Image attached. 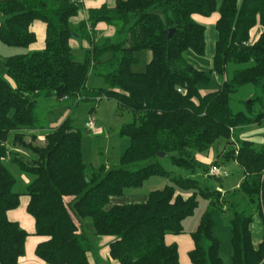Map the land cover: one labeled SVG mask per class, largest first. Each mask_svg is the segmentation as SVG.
Masks as SVG:
<instances>
[{"label":"trees","instance_id":"1","mask_svg":"<svg viewBox=\"0 0 264 264\" xmlns=\"http://www.w3.org/2000/svg\"><path fill=\"white\" fill-rule=\"evenodd\" d=\"M83 6V0H0L4 44L29 49L37 41L33 23L46 25L43 49L5 57L15 86L0 76V264H18L25 254L29 233L8 218L22 195L30 197L27 211L35 218V234L48 238L36 248L48 264H91L92 243L81 231L85 218H92L95 235L114 238L110 256L120 264H181L179 244L168 236L185 233L183 221L194 214L199 197L210 200V207L190 233L191 262L224 264L214 232L220 211L232 212V263L264 264V235L255 246L251 229L255 214L264 221V146L237 136L264 121V0H115L89 9L87 21L75 25ZM212 17L218 40L207 72L187 53L205 54L204 22ZM101 23L114 27V35L99 37ZM258 25L262 31L252 42ZM72 39L90 43L83 61L76 59ZM145 50L151 52L146 70L133 71ZM107 53L111 57L103 61ZM91 71L109 87L89 88ZM210 73L223 78L221 87L202 93ZM249 85L250 100L234 110V95ZM41 97L71 106L108 98L132 112L133 120L120 132L130 143L119 166L89 168L82 128L71 117L55 127L39 124ZM44 129L49 130L42 144H36L35 134L27 139L29 130ZM220 139L227 141L222 163L234 160L243 169L237 187L222 186V192L167 169V161L195 168ZM8 163L29 177L24 191L14 190L18 178ZM152 176L172 183L151 191L146 202L106 209L112 196L141 187Z\"/></svg>","mask_w":264,"mask_h":264},{"label":"rangeland","instance_id":"2","mask_svg":"<svg viewBox=\"0 0 264 264\" xmlns=\"http://www.w3.org/2000/svg\"><path fill=\"white\" fill-rule=\"evenodd\" d=\"M1 16V15H0ZM4 20V17L2 21ZM41 23V22H40ZM38 23V24H40ZM206 48L204 55H198L193 51L187 53L188 60L195 65L197 68L210 72L213 66V59L215 55L216 42L218 40V31L215 25V17L206 20ZM260 28L261 26H256ZM112 33L104 34L101 37H110L114 35ZM257 31H255L256 33ZM254 37L256 35L253 34ZM252 37L251 41L254 42L255 38ZM74 42V41H72ZM73 52L78 61H83L86 56V47L75 46L73 47ZM27 51H33L31 48H20L13 47L4 44L0 41V76L7 80L13 87L15 86L14 81L7 75L6 65L4 63L5 57L25 53ZM111 57L110 53L105 54L102 57L103 61L109 60ZM139 62L133 64L132 70L136 72H144L146 66L151 59V52L145 50L138 53ZM211 81L208 87H203L202 92H207L210 90H216L221 87L223 78L216 73H210ZM89 88H100L109 87L106 79L98 75L95 71H91L89 80ZM253 94V86H246L239 90L237 94L233 97V107L234 110H240L244 108V101H249ZM71 102L58 101L54 98L45 99L44 97L39 98L36 111L39 117V124L45 126H57L64 122L67 117H71L76 126L82 128L83 141H82V153L85 163L89 168L100 169L104 166L105 171L111 168H116L120 164V159L125 152L126 148L129 146L130 140L126 136L120 134L121 128L124 124L129 123L133 120L132 112L128 110L120 109L117 101L114 99L103 98L101 101H85L82 100L75 106H71ZM95 108L93 111L92 109ZM89 117H93L97 121V131H89L85 127V122ZM49 129L39 130L38 133L28 131V140H31L30 136L35 135H46ZM32 132V133H31ZM237 136L239 139H249L255 142L257 147L264 146V121L260 125H251L244 129L237 131ZM43 142L38 140L36 144L40 145ZM227 141L224 139L218 140L213 149L209 152L202 154L204 158H198L195 168H179L173 167L167 161V169L173 171L177 175H183L185 177L196 178L202 183L211 186L213 188H234L237 183H240L243 176V169L234 161L231 160L226 163H222L223 155L227 151ZM211 152L215 155L214 159L218 158V154L222 156L220 158L219 164L226 167L229 171L227 177H222L221 179L211 177L208 173V169L214 160L211 158ZM30 157L29 154H24ZM216 161V160H215ZM9 167L12 172L17 176L18 182L14 186L15 191L22 192L25 190L24 177L25 174H21L15 165L10 163ZM104 175V174H103ZM166 177L162 176H152L147 179L141 187L129 188L125 191L123 195L112 196L106 205V209H110L117 203L121 204H132V203H143L148 199V194L156 189H162L167 184H171ZM140 198H143L141 200ZM210 200L203 197H199V205L196 208L193 215L188 216L183 221L184 234L181 235H170L176 237L180 243V257L182 264H190L187 257V252L190 248V239L188 235L198 228L202 216L209 210ZM231 219L232 212H220L217 211L214 215L215 235L220 239L221 249L220 256L223 259L224 264L232 263V243H231ZM85 235L89 238L92 243V251L94 248H99L98 240L102 236L95 235V228L93 225L92 218H85L82 220ZM253 243L258 246L263 239L264 235V221L260 214H255L253 224L251 226ZM101 262L106 264L104 259ZM119 264V263H118Z\"/></svg>","mask_w":264,"mask_h":264},{"label":"crops","instance_id":"3","mask_svg":"<svg viewBox=\"0 0 264 264\" xmlns=\"http://www.w3.org/2000/svg\"><path fill=\"white\" fill-rule=\"evenodd\" d=\"M114 1L115 0H83V5H84L83 9L81 10V12L79 13V15L77 17L73 18V23L75 25H77L78 23H80L82 21H87L89 9L99 8L104 4L111 5L114 3ZM2 19H3V17L0 16V23H1ZM38 23H40V24H38ZM258 26H260V25H258ZM32 28L37 34V41L35 44L30 46L29 50L31 48L33 49V51L34 50H41L45 46L46 25L42 21H35L33 23ZM113 31H115L114 27L109 26L105 23H101L100 25H98V36L99 37L103 36L104 34L112 33ZM255 31H257V32L255 33ZM261 31H262V27H260V28L255 27L251 32V39H252V37H254L253 36V34H254V35H256V37H254L255 41H256L258 39V37L260 36ZM72 41H74V42H72ZM70 44L72 47H75V46L78 47L80 45L82 47H86V49L90 46V43L87 42L86 40L80 41V40L72 39L70 41ZM202 93H204V92H202ZM53 127H55V126H53ZM29 131H32L34 133H38L39 130H29ZM37 138H38V140L43 141L45 138V135H41V136L38 135ZM210 156L214 161L217 159H220L222 157L219 153L218 158L214 159L215 155L212 152H211ZM199 158L203 159L204 156L201 155V156H199ZM23 179H24V183H28L30 181L28 176H25ZM238 184L239 183H237L234 186V188L237 187ZM140 199L143 200V198H140ZM20 201L21 202H20V205L18 208H15V209L8 211V218L11 221L17 222L21 226L22 229H24L25 231H27L29 233V235L26 239V243H25V254L20 258L18 264H48L43 259L38 257L36 254V248H37L38 244L47 240L48 238L45 236H40V235L35 234V231H36L35 218L27 211V206L29 204L30 197L28 195H22L20 198ZM117 204H121V203H117ZM81 231H84V227H82V226H81ZM188 237L190 239V248L187 252V257H188L189 263L193 264L189 258V252L193 249L194 243H193V240H192L190 234L188 235ZM113 239L114 238L112 236H102V238H100V240H98L99 248H94L93 251L91 249V251L89 252V258H90L91 264H104L101 262V259H104L106 264H118V263L120 264L119 261L112 259L110 256V243L113 241ZM168 241L169 242L176 241L179 244V249H180V243L176 239V237L169 235ZM180 262H181V257H180Z\"/></svg>","mask_w":264,"mask_h":264},{"label":"built area","instance_id":"4","mask_svg":"<svg viewBox=\"0 0 264 264\" xmlns=\"http://www.w3.org/2000/svg\"><path fill=\"white\" fill-rule=\"evenodd\" d=\"M88 28L89 30H91L90 27ZM85 127L89 131H96L98 127L96 119H94L93 117H89L85 122ZM209 174L217 177H227L229 175V171L227 170L226 167L222 165L213 164L209 169ZM219 190L223 192L222 189Z\"/></svg>","mask_w":264,"mask_h":264},{"label":"water","instance_id":"5","mask_svg":"<svg viewBox=\"0 0 264 264\" xmlns=\"http://www.w3.org/2000/svg\"><path fill=\"white\" fill-rule=\"evenodd\" d=\"M167 33H168V37L171 38V36H172V34H173V29H169V30L167 31ZM159 156H160V157H164V156H166V154H165V153H161V154H159Z\"/></svg>","mask_w":264,"mask_h":264}]
</instances>
